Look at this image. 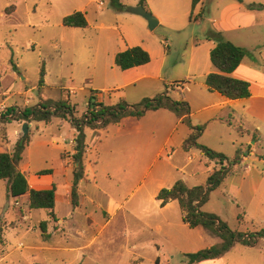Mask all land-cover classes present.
I'll use <instances>...</instances> for the list:
<instances>
[{"label": "rangeland", "instance_id": "obj_1", "mask_svg": "<svg viewBox=\"0 0 264 264\" xmlns=\"http://www.w3.org/2000/svg\"><path fill=\"white\" fill-rule=\"evenodd\" d=\"M228 1L204 0L192 19L190 6L187 8L184 25L170 29L161 24L150 30L144 18L115 10L109 0H0V106H5L0 107V115L6 108L23 109L39 100L58 101L67 93H71L76 114L81 115L92 91L114 90L123 84L124 74L115 66L114 58L127 43L135 42L148 49L153 63L163 62V82L158 83V91L144 89L138 83L107 93V105L121 102L122 96L129 104H137L165 92L179 101L190 96L200 103L207 93L205 81L200 73L191 81L192 86L187 81L192 48L190 37L185 35L201 32L196 20L204 26L213 19L217 21L216 12ZM121 3L136 7L137 1ZM250 4L264 5V0H243L240 5L248 11L244 5ZM75 12L86 15V28L63 26V19ZM257 12V27L227 33L225 40L250 49L261 43L257 51L247 50L246 58L260 61L264 71V11ZM42 67L45 86L39 88ZM175 83L188 84L192 93L166 89L165 85H172L181 91ZM234 110L233 118L222 120H206L210 115L204 116L202 111H194L188 118L191 126L203 128L200 145L230 160L237 152L239 161L246 157L235 168L226 164L228 175L209 193L201 210L216 215L233 231L254 234L264 231V99L238 102ZM0 123H7L0 124V139L7 133L11 140L13 132L21 131L23 125L1 118ZM59 123L60 118H53L50 125L40 123L37 130L35 126L30 129L28 135H33L34 145L26 150L18 167L23 171L29 165L25 175L62 168L63 152L70 148L72 132ZM158 123L151 114L144 116L136 145L132 140H117L116 127L88 132L96 139L86 168L89 182L82 184L77 209L62 199L55 202L57 219L72 222L63 234L51 218L47 241L41 236L39 224L48 220L49 212L30 210L25 198L9 200L5 182L0 181V264H187L185 254L216 244L219 240L212 233L191 230L182 222L176 202L161 208L155 200L161 189L179 180H186L191 187L205 186L212 166L204 164L198 149L185 146L189 137L182 148H178L179 137H174L173 145L157 158L168 136L165 128L152 129ZM240 126L250 131L249 136ZM185 129L191 131L184 122L177 136ZM168 154L172 155L170 160ZM188 156L192 161H187ZM106 165L110 176L105 175ZM108 209L113 212L109 219L104 215ZM195 264H264V237L258 238L254 247L236 244L221 260Z\"/></svg>", "mask_w": 264, "mask_h": 264}, {"label": "trees", "instance_id": "obj_2", "mask_svg": "<svg viewBox=\"0 0 264 264\" xmlns=\"http://www.w3.org/2000/svg\"><path fill=\"white\" fill-rule=\"evenodd\" d=\"M115 10L123 12L126 6L121 0H109ZM243 4V0H237ZM199 0H192V8L198 4ZM139 5L146 7L145 0H139ZM248 11H264L262 4L244 5ZM63 26L68 28H86L87 21L85 14L75 12L63 19ZM209 41L214 42L215 46L210 51L209 59L215 72L206 76L205 86L208 92L218 93L229 100L247 99L251 96L249 82L237 79L232 76L233 72L241 65L248 52L245 48L235 45L224 39L221 32L213 29L206 34ZM151 61L150 55L140 46L129 47L126 50L116 54L114 64L121 71L130 70L148 64ZM44 67L40 72L39 88L44 86ZM178 84V83H177ZM168 88V87H167ZM168 110L183 121L191 128V135L185 141L186 147H195L207 159L217 161L221 168L214 171L207 179L205 186H195L189 188L179 180L170 188L161 189L155 200L159 202L161 208H164L172 201H177L181 213L182 222L189 229L194 230L202 228L212 233L221 240L220 243L200 250L196 253L185 254L187 264L203 263L207 261L220 260L236 244L245 247H254L258 238L264 237V231L248 234L231 230L228 225L214 214L205 213L201 209L207 203L209 193L219 187L225 177L228 175V169L225 168L224 162L230 166L239 163L238 153L232 160L224 154L217 153L198 143V139L203 132V128L193 127L188 122L191 114L190 108L186 102L175 101L171 99L167 92L159 94L153 98H143L137 104H128L121 101L114 106H107L99 102L97 92L92 91L87 100L86 113L81 117L75 116L76 109L71 106L67 100L40 102L32 107L18 109L16 107L6 108L0 115L4 121H21V122H50L53 118L66 120L76 130L75 154L73 160L76 164L74 180L71 186L70 202L73 208L78 207L79 195L78 184L83 178V162L86 152L85 128L92 130L106 129L108 126L118 124L126 117L135 119L142 118L147 112ZM30 143V135L20 137L16 143L13 152L0 153V180L6 181L7 198L16 200L28 195L26 203L30 210H47L49 216L55 219V195L56 187L53 185L47 190H34L29 187L26 175L18 170L22 155ZM50 170H43L38 175H48ZM41 236L47 241L50 235L47 232V222L39 224Z\"/></svg>", "mask_w": 264, "mask_h": 264}, {"label": "crops", "instance_id": "obj_3", "mask_svg": "<svg viewBox=\"0 0 264 264\" xmlns=\"http://www.w3.org/2000/svg\"><path fill=\"white\" fill-rule=\"evenodd\" d=\"M136 1H137L136 6H140L139 0H136ZM203 2H204V0H199L198 4L193 9L191 0H145L146 7H143V6L142 7L147 11L150 10L153 13V15L157 18V20H158L157 27L161 24H164V26H166L170 29H173L176 27V25H180V24L184 25L185 19H187V8L189 6L191 9L190 19H192L194 10L200 4H203ZM242 8H243L242 5H240L237 1L229 0L228 2H226L224 4V6L221 7V9L218 12H216L217 21L215 19H213L210 22H208L210 25L204 26L199 20H196V24H198V26H200V27L202 26L201 32H198L197 34H194V35L193 34L185 35V38L190 37L189 41L191 43V48H192L191 52H190L189 60H188L189 75L187 76V81L189 82L190 86H192L191 84L194 81V79L196 78V75L198 73H200V75L204 78V81H205L206 76L209 73L216 71L215 68L212 66L210 59H209L210 51L215 46L214 42L209 41L206 38V34L208 33L209 30L213 29L215 31L221 32L224 39H226L225 36L227 33H232V32L238 33V32H243V31L247 32V31H250V30L254 29L255 27H257V14H258V12L257 11H254V12L244 11ZM85 18H86V15H85ZM260 44L261 43L256 44L254 49L253 48L250 49L247 46H240V47H244L246 50H248V52L257 51L259 49ZM263 45H264V42H263ZM135 46H140L145 51H148V49L145 48L142 43L139 44L136 42L135 43H127L125 45L124 50H126L129 47H135ZM150 58H151V56H150ZM153 61L154 60L151 59V61L146 65L136 67V68H133L130 70L122 71L124 74V75H122L123 84L121 86H118V88H114V90H107V89H103L100 91L97 90L96 92H97L98 101L103 102L105 105H107L105 103V100H104L107 93L111 94L114 92H119V90H122L123 87L134 86L138 83H141V87H143L144 89L155 88L156 91H158L157 90L158 89V83L163 82V80L161 78L162 69H163V62L153 63ZM232 76L237 78V79L245 80V81L250 83V94H251V96L249 98L241 99V100H229V99L224 98L223 96H221L218 93H215V92L210 93L206 89L207 93H206L203 101H200V103H196L192 99V97H190V96H187L185 98L182 97L181 101L186 102L188 104L189 108L191 109L190 111L192 112L191 115L194 114L193 113L194 111L195 112L202 111V114L204 116L210 115L208 118H205V119L211 121V120H222V119H227V118H233L232 115L235 111L234 110L235 104L238 102H241V101L249 102L250 100L264 99V71L261 69L260 61H257L255 58H252V59L244 58L241 65L233 72ZM173 85H179V89L181 91H176L175 88H172V85L171 86L165 85V86H166V89L170 88V90L172 92H175V93H178V92L179 93L187 92V94L192 93L191 87L188 86V84L186 85V83H178V84L175 83ZM44 86H45V83H44ZM205 88H206V86H205ZM34 91H35V89L32 90V92H34ZM65 92L67 93V91H65ZM70 94L71 93H67V95L66 96L63 95V98H62V99L67 100L69 104L71 103L70 97H69ZM167 94L171 99H173L175 101H179V100L173 98L172 96H170L168 92H167ZM145 98H149V97H145ZM108 99H110V98H108ZM119 99H120V101H124L125 97L122 96V98H119ZM87 100H88V97H86V103H85L86 107H85L83 113L81 115L75 114V116L77 118H81L86 113ZM214 100H216V101H214ZM40 102H42V101L39 100L38 103H40ZM12 105H15V103ZM2 106H3V108L5 107L4 105H1L0 107L2 108ZM71 106H73V104ZM107 106H114V105H107ZM30 107H32V106H30ZM212 110H214V111H212ZM222 110H226L227 113L223 114ZM147 114H151V116H154L156 118V120L159 121V123L156 124V126H153L152 129L155 130V128H159V127L165 128L166 133L168 135L166 140H165L164 146L161 147L160 150L156 154L157 158L162 156L167 151V148L169 145H173V142H174L173 138L174 137H179L180 141L178 144V148H182L184 141L191 135V132H192L188 129H185V131H183V132L181 131V134L179 136H177L178 127L179 126L182 127L184 125L183 118L177 117L175 114H173L172 112H170L168 110L151 111V112H147L144 116H146ZM144 116L142 118H144ZM172 116L176 117L175 121H173ZM190 117L191 116H189V118ZM142 118H140V119L124 118L123 120H121L120 123L110 125L113 128H115V127L117 128V129H115V138L117 140H122V139H126L128 141L132 140V142H134L133 144L136 145L137 138L139 137V134H140V120ZM54 120H55V118H54ZM52 121H53V119L48 123H46V122H31V123H29L30 124L29 132L33 126H35L36 130H37L38 124L43 123L45 125H50V124H52ZM21 123H24V122H21ZM0 124L5 126L7 123L5 125L3 123H0ZM17 125L19 128H21L20 124H17ZM58 126H67L68 129L72 132V136L68 141L70 148L63 152V154H65L66 156L64 159L62 158V162H63L62 168L60 169V171L59 170L58 171L51 170V173L48 175H38L39 172H36L33 175H31V174H29L28 176L26 175V178H27L29 187L31 189H34V190H47V189H50L54 185L56 187L55 202L58 201V199H62V201H65L67 204L71 205L70 192H71V186L73 184L74 173H75V169L73 166H76L74 160H72V159H73V155L75 154V146H76L75 138L77 136V132L70 125V123L68 121L63 120V119H60V123L58 124ZM110 126H108L106 129H103V130H107ZM240 127H241L240 128L241 132H243L245 135L249 136L250 131L244 130V128L242 126H240ZM94 131L95 130H92L90 128L84 129L85 144H86V152L84 155L85 165L83 162V167H84L83 178L79 181V184H78V195H79V192L81 190L82 184L85 182H89V176L86 174V168H87V165L91 163V159H90L89 155L91 154V152L93 150L94 143H95L96 139H95L94 134L88 135V132L93 133ZM18 132H21V131L15 130L13 132V139L12 140L10 139V137L7 133L5 134V137H6L5 139H3V138L0 139L1 143H2V147L0 148V153L6 152V153L11 154L13 152L14 147H15V143L20 138V134L18 135ZM254 132H256L258 135L257 137H259V131L256 130ZM33 139H34L33 135L30 134V143H29V146L26 148V150H29L34 145ZM253 143H256V142L253 141L252 144ZM26 150L24 151V153L26 152ZM24 153H23V155H24ZM173 153H174V151L172 152V154ZM217 153H219V152H217ZM237 153H236V155H237ZM200 154H201L202 160L204 161V164L206 166L212 165L211 170L209 172L210 175L214 171L219 170V167H221V166L218 164L217 161H212V160L207 159L201 152H200ZM23 155H22V157H23ZM235 156H234V158H235ZM167 157L170 160L172 158V155L168 154ZM192 159H193L192 156L187 157V161H192ZM21 161H22V159H21ZM21 161H20V163H21ZM243 161H246L245 156H242V159H240V161L237 165H239ZM20 163H19V165H20ZM226 164H227V162H224V166H226ZM237 165H235V166H237ZM235 166H233V167L235 168ZM107 168H109V167L106 165L105 175L110 176V170H107ZM27 169H29V165H25V168L23 171L19 170V168H18V170L21 173L27 171ZM178 171H181V169H179ZM68 173H70V175H71L70 177H69ZM67 177H69V178H67ZM93 180L98 185L97 175L93 176ZM0 181H4V180H0ZM181 181H183L186 184V186L189 188L195 187V186H192V187L188 186L186 183V180H181ZM4 182L6 185V181H4ZM102 193L106 195L105 191H102ZM6 196H7V194H6ZM22 198L26 199V203L28 202V195L21 197V199ZM10 200H13V199H10ZM173 202L177 203V201H172L169 204H167L165 207H168ZM112 214H113V212L110 211L109 209H108V211H105V213H104V215L107 217V219L111 218ZM7 215H8V213H7ZM57 218L58 217L55 216V222L60 225L61 231L63 232V234H65V232L67 231V227H69L72 220L65 219V218H63V219H57ZM49 221H51V217L49 216V213H48V220L46 222H49ZM197 229H202V228H197ZM206 235L208 236L207 233H206ZM215 238L219 240L216 244L221 242V240L219 238H217L216 236H215ZM216 261H218V260H216ZM208 262H210V261H208Z\"/></svg>", "mask_w": 264, "mask_h": 264}, {"label": "water", "instance_id": "obj_4", "mask_svg": "<svg viewBox=\"0 0 264 264\" xmlns=\"http://www.w3.org/2000/svg\"><path fill=\"white\" fill-rule=\"evenodd\" d=\"M126 12L144 18L147 21L150 30L155 29L158 25L157 18L149 11L145 10L142 6L126 7ZM29 128L30 124L24 122L21 128L23 138L29 134Z\"/></svg>", "mask_w": 264, "mask_h": 264}, {"label": "built area", "instance_id": "obj_5", "mask_svg": "<svg viewBox=\"0 0 264 264\" xmlns=\"http://www.w3.org/2000/svg\"><path fill=\"white\" fill-rule=\"evenodd\" d=\"M176 88H178V89H179V85H176Z\"/></svg>", "mask_w": 264, "mask_h": 264}]
</instances>
